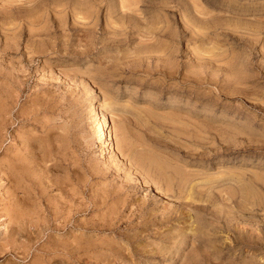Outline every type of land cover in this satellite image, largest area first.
<instances>
[{
  "label": "rangeland",
  "instance_id": "374dc122",
  "mask_svg": "<svg viewBox=\"0 0 264 264\" xmlns=\"http://www.w3.org/2000/svg\"><path fill=\"white\" fill-rule=\"evenodd\" d=\"M0 238V264H264V0H0Z\"/></svg>",
  "mask_w": 264,
  "mask_h": 264
},
{
  "label": "bare ground",
  "instance_id": "6f19581e",
  "mask_svg": "<svg viewBox=\"0 0 264 264\" xmlns=\"http://www.w3.org/2000/svg\"><path fill=\"white\" fill-rule=\"evenodd\" d=\"M41 16H42V15H41ZM88 19H89V18H88ZM100 132H101V136H102V134L104 133L103 129H101ZM106 133H107V132H106ZM104 136H105V135H104ZM106 136H107V135H106ZM126 146H127V145H126ZM127 151H128V149H127ZM129 151H130V150H129ZM129 151H128V152H129ZM123 153H124V152H123ZM125 154H126V153H125ZM126 155H127V154H126ZM137 155H138V154H137ZM127 160H128V159H127ZM152 160H153V159H152ZM136 162H138V160H137ZM147 163H148V162H147ZM135 164H136V163H135ZM158 165H159V164H158ZM158 165L156 164V166H158ZM145 167H146V166H145ZM158 167H160V165H159ZM160 168H161V167H160ZM142 169H144V168H142ZM153 169H155V168H153ZM153 169H152V170H153ZM139 170H140V169H139ZM144 171H145V170H144ZM144 171H143V173H145ZM154 171H155V170H154ZM150 172H152V171H150ZM154 174H155V173H154ZM144 176H145V175H144ZM164 176H165V175H164ZM158 177H159V173H158ZM161 177H163V176H161ZM23 179H24V178H23ZM156 179H157V177H156ZM160 179H161V178H160ZM160 179H158V180H160ZM163 179H164V178H163ZM170 179H172V178H170ZM164 180H165V179H164ZM144 181H145V180H144ZM144 181H143L144 185H146L147 187H151V185H150L149 183L147 184V182H144ZM151 181H152V180H151ZM179 181H180V180H179ZM152 182H153V181H152ZM152 182H151V183H152ZM177 182H178V181H177ZM177 182H176V183H177ZM179 184H180V183H179ZM19 187H21V186H19ZM167 187H168V186H167ZM178 187H179V186H178ZM182 187H184V186H182ZM152 189L154 190V188H152ZM16 190H17V189H16ZM156 190H157V189H156ZM170 194H171V193H170ZM159 195H160V193L158 194V196H159ZM174 195H175V194H174ZM159 197H161V196H159ZM46 202H47V201H46ZM142 205H143V204H142ZM8 206H9V205H8ZM15 206H16V205H15ZM191 206H192V205H191ZM142 210H143V209H142ZM10 211H11V213H10ZM136 211H137V210H136ZM15 214H20V213H18V212L15 211V210H9V211L7 212L6 215L9 217V221H8L9 224H10V223L12 224L11 221H13V220H11V219H12V218L14 219V217L17 216V215H15ZM20 215H21V214H20ZM20 215H19V216H20ZM15 219H16V218H15ZM17 221H18V220H17ZM13 222H15V221H13ZM41 223H42V222H41ZM7 224H8V223H7ZM13 224H15V223H13ZM43 224H44V223H43ZM12 227H14V226H12ZM7 228H9V227H7ZM10 228H11V227H10ZM11 229H12V228H11ZM11 229H10V230H11ZM12 230H13V229H12ZM27 231H29V230H27ZM18 233H19V232H18ZM191 234H192V233H191ZM6 236H7V235H6ZM0 239H1V238H0ZM4 243H5V242H4ZM13 246H14V245H13ZM3 247H4V246H3Z\"/></svg>",
  "mask_w": 264,
  "mask_h": 264
}]
</instances>
